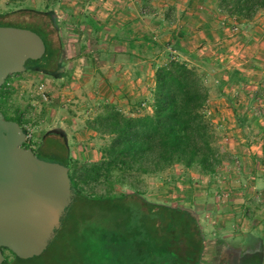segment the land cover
<instances>
[{
	"label": "rangeland",
	"instance_id": "1",
	"mask_svg": "<svg viewBox=\"0 0 264 264\" xmlns=\"http://www.w3.org/2000/svg\"><path fill=\"white\" fill-rule=\"evenodd\" d=\"M47 2L0 0V14L28 7L44 12L55 9L58 15V29L48 14L13 11L8 15L13 22L24 20L44 28L65 68L62 78L33 70L10 75L7 87L11 95L3 111L7 117H14L17 111L21 114V126L29 135L25 147L41 152L37 156L49 162H60L65 155L80 163L99 161L109 137L88 130L86 121L98 113L103 102L115 104L127 115L146 114L148 77L153 75L150 63L164 59V51L143 52L138 45L143 39L165 45L171 33L183 30L182 45L197 58L211 60L202 67L199 59L180 55L206 75L211 90L206 114L214 125L215 145L224 161L212 175H200L180 165L158 175H141L137 188L147 201L190 209L197 216L203 238L200 264H227L242 252L258 249L262 252L260 264H264V157L247 154L264 134L263 16L245 24L226 19L218 23V17L209 13V2L187 10V0H148L145 6L142 0H59L49 7ZM170 7L175 8L174 22L168 25L163 18ZM86 18L101 30H92ZM117 32L138 40L121 44L114 39ZM217 64L237 69L247 79L221 86L231 97L232 107L217 92L216 84L226 81ZM233 107L251 121L242 130L234 125ZM54 127L65 130L66 144L58 135H44ZM100 193L102 189L96 187L94 194ZM101 215L92 220L100 224L108 217ZM70 235V231L56 234L37 259L14 260V264H81L68 243ZM6 257L12 264V255L6 253Z\"/></svg>",
	"mask_w": 264,
	"mask_h": 264
},
{
	"label": "trees",
	"instance_id": "2",
	"mask_svg": "<svg viewBox=\"0 0 264 264\" xmlns=\"http://www.w3.org/2000/svg\"><path fill=\"white\" fill-rule=\"evenodd\" d=\"M8 1L23 3L25 0ZM47 1L49 7L59 0ZM147 1L142 0L144 6ZM206 3L210 4V15L218 17V23L226 19L232 24H245L258 13L264 14V0H187L186 8L195 10ZM174 10L170 7L164 13L163 20L168 25L174 22ZM13 11L36 16L47 13L18 7L0 14V26L35 32L45 45L42 59L55 58L57 52L44 28L24 20L11 21L8 15ZM85 20L95 32L101 30L91 19ZM185 36L186 32L177 30L171 33L165 45L154 39H143L144 43L138 45L143 52L164 51V59L150 63L153 70L151 113L127 115L115 104L103 102L98 113L86 121L88 130L109 137L108 144L101 149L99 161L80 163L66 155L60 162L53 161L68 168L74 192L73 202L56 234L70 231L68 243L81 264H200L203 238L195 218L186 209L145 200L137 188L141 175H158L175 165L200 175H212L224 161L215 145L214 125L206 114L211 92L206 75L180 58V55H188L193 60L199 59L182 45ZM114 39L123 44L128 40L137 41L138 37L126 39L117 32ZM38 61L27 60L25 66L30 68ZM198 61L202 67L211 64L209 58ZM219 67L226 81L216 84L217 92L225 96L232 107L231 97L224 94L221 86L226 82L244 83L247 79L237 69L217 64ZM8 82L9 78L0 87V111L6 120L23 125L18 111L14 117H7L3 111L11 95ZM232 113L235 127L241 130L246 122H251L235 107ZM262 163L264 165V160ZM96 187H100L102 193L94 194ZM124 188L128 192H124ZM77 211H80L78 217ZM101 214L108 217L96 224L92 219ZM10 254L12 264L14 260L37 259L23 260ZM239 255L228 264H260L262 261L260 249ZM9 260L6 257L3 264H8Z\"/></svg>",
	"mask_w": 264,
	"mask_h": 264
},
{
	"label": "water",
	"instance_id": "3",
	"mask_svg": "<svg viewBox=\"0 0 264 264\" xmlns=\"http://www.w3.org/2000/svg\"><path fill=\"white\" fill-rule=\"evenodd\" d=\"M57 23L55 9L46 12ZM58 29V27L56 26ZM45 52L41 37L19 27L0 26V87L8 76L25 72L27 60L36 61ZM33 71L46 74L37 67ZM54 74L51 77L59 78ZM67 143L61 127L48 129ZM26 131L0 111V264L3 250L19 259L42 255L55 238L74 198L66 166L38 158L25 147ZM198 222L197 216L186 209Z\"/></svg>",
	"mask_w": 264,
	"mask_h": 264
},
{
	"label": "flooded vegetation",
	"instance_id": "4",
	"mask_svg": "<svg viewBox=\"0 0 264 264\" xmlns=\"http://www.w3.org/2000/svg\"><path fill=\"white\" fill-rule=\"evenodd\" d=\"M54 24V26H55V28H56V23H53ZM57 29V28H56ZM45 53V52H44ZM44 55V54H43ZM39 61L40 60H42V57L40 58V59H38ZM26 67V70H25V72H27V71H29V69H32L33 70V68L34 67H37V68H39L40 70H43V71H45L46 72V74H44V75H47V76H50L49 74H55L56 72H57V74L56 75H58L59 76V78H62V76H63V74L65 73V68H64V64H63V58H62V56H61V53H58L57 54V56H55V58H53V59H51V60H49V61H45L44 62V64L42 65V66H40V65H38L37 63L36 64H32L31 66H30V68H28L27 66H25ZM10 76H8V78H9ZM56 135V134H55ZM58 136H60V135H58ZM61 137V136H60ZM62 138V137H61ZM63 139V138H62ZM33 151V150H32ZM34 152V154L35 153H39V151H33ZM35 155H37V154H35ZM6 253H10L9 251H7V250H3V255H4V261H5V259H6ZM4 261L2 262V264L4 263ZM231 262V260L229 261V262H227V264L228 263H230ZM8 264H11V261L9 260V262H8ZM223 264V263H222Z\"/></svg>",
	"mask_w": 264,
	"mask_h": 264
},
{
	"label": "crops",
	"instance_id": "5",
	"mask_svg": "<svg viewBox=\"0 0 264 264\" xmlns=\"http://www.w3.org/2000/svg\"><path fill=\"white\" fill-rule=\"evenodd\" d=\"M263 16L261 17V20L263 21L264 20V14L263 13H258L254 19L258 18L259 16ZM250 23V22H249ZM255 23V22H254ZM254 28V31H257V30H260L259 27H253ZM253 30V29H252ZM262 31V30H260ZM150 78V81L149 83L147 84L148 87H149V96H151V90H152V87H153V78L152 76L149 75L148 79ZM149 102V100H148ZM130 103V102H129ZM145 107V106H144ZM148 110L146 113H151V107H150V104H148L147 106ZM131 115H135V114H131ZM138 115H141V113H138ZM263 136V139H259L257 142H255L254 144H252L249 149H247V154L248 155H256L257 157H264V134H262ZM251 166H253V163H251ZM263 220H261L262 222Z\"/></svg>",
	"mask_w": 264,
	"mask_h": 264
},
{
	"label": "built area",
	"instance_id": "6",
	"mask_svg": "<svg viewBox=\"0 0 264 264\" xmlns=\"http://www.w3.org/2000/svg\"><path fill=\"white\" fill-rule=\"evenodd\" d=\"M142 106L144 107V104H142ZM25 129V128H24ZM26 131V130H25ZM29 137V135L26 132V139Z\"/></svg>",
	"mask_w": 264,
	"mask_h": 264
}]
</instances>
